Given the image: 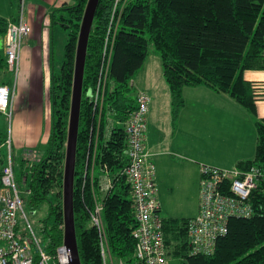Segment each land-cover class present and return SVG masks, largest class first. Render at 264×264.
I'll return each mask as SVG.
<instances>
[{"label": "trees", "instance_id": "trees-1", "mask_svg": "<svg viewBox=\"0 0 264 264\" xmlns=\"http://www.w3.org/2000/svg\"><path fill=\"white\" fill-rule=\"evenodd\" d=\"M14 1L21 9L23 1ZM87 2L67 0L48 16L52 29L58 25L68 30L61 70L57 73L53 67L51 72V134L45 155L33 163L24 155L18 162L20 182L25 177L28 182L31 177L32 208L49 203L43 230L48 235L46 248L50 252L64 242V164L76 49ZM114 2L99 3L85 65L74 185L75 225L82 264H103L99 234L90 225L94 194L89 181L84 185L87 156H92L96 140V164L99 168L107 165L114 184L108 192L97 191L104 205L110 247L115 256L134 264L133 231L137 221L130 185L121 174L127 163L124 123L136 107L130 81H135L145 65L150 45L160 56L175 116L185 104L183 89L198 86L228 94L253 115L256 153L253 159L241 161L237 167L244 172L256 167L264 174V118L257 115L253 84L244 78L246 70H264V0H127L125 7L117 10ZM8 24L0 16V47ZM0 69H8L6 56L1 52ZM107 71L103 105H95L89 94L100 79L105 81ZM15 163L17 167L16 160ZM227 191L225 188L224 193ZM248 202L253 208L252 215L230 218L228 231L218 239L212 255H192L186 228L188 219H164L168 258H177L182 264H264L261 185Z\"/></svg>", "mask_w": 264, "mask_h": 264}, {"label": "crops", "instance_id": "crops-1", "mask_svg": "<svg viewBox=\"0 0 264 264\" xmlns=\"http://www.w3.org/2000/svg\"><path fill=\"white\" fill-rule=\"evenodd\" d=\"M22 1L18 9L14 0H0L1 17L17 23L22 15L32 29L22 43L18 74L0 69L14 76L12 85L6 75L0 74V84L12 87L9 133L17 164L28 150L41 157L47 149L52 129L49 88L55 62L52 33H57L50 27L48 16L67 2ZM0 52L5 56L2 45ZM160 64L153 73L149 55L135 78L136 87L151 96L145 146L156 166L159 214L163 219H190L199 213L201 166L230 170L241 161L253 159L257 130L246 108L228 94L206 86L185 87V104L175 116L172 94L161 61ZM244 78L264 85V70H246ZM256 106L258 117L264 118V97L256 101Z\"/></svg>", "mask_w": 264, "mask_h": 264}, {"label": "built area", "instance_id": "built-area-1", "mask_svg": "<svg viewBox=\"0 0 264 264\" xmlns=\"http://www.w3.org/2000/svg\"><path fill=\"white\" fill-rule=\"evenodd\" d=\"M126 4L127 0H115V10ZM31 32L30 25L21 15L17 23L9 21L1 40L8 70L15 75L19 72L23 40ZM108 74L107 71L105 81L100 79L96 89L89 94L95 105H103ZM130 86L134 90L136 107L124 123L127 163L121 174L130 185L137 221L133 231L135 249L132 258L134 264H169L164 219L159 214L161 203L157 197L156 166L145 146L151 96L137 88L134 80L130 81ZM253 89L256 101L264 97L263 84L254 83ZM12 94L8 85L0 84V112L8 117H11ZM97 144L98 140L92 156H87L84 174V185L90 182L95 201L90 211V225L98 231L103 264H127L124 258L113 254L107 236L104 205L97 191L108 192L114 184L107 165L99 168L96 164ZM27 152L25 157L33 163L37 159L35 153L31 150ZM15 164L12 140L7 137L0 143V264H69V253L64 242L50 252L39 241L25 211L23 199V195H30L31 191L20 189ZM22 183L27 184L26 177ZM260 185L264 191V174L256 167L244 172L238 167L229 170L201 166L199 213L188 219L186 224L192 255H212L218 239L228 231L229 219L252 215L253 208L248 200ZM225 188L228 194L224 193Z\"/></svg>", "mask_w": 264, "mask_h": 264}, {"label": "water", "instance_id": "water-1", "mask_svg": "<svg viewBox=\"0 0 264 264\" xmlns=\"http://www.w3.org/2000/svg\"><path fill=\"white\" fill-rule=\"evenodd\" d=\"M101 0H88L82 18L76 49L74 79L66 146V158L63 175V214L64 244L69 253V264H82L75 225L74 185L76 176V156L83 99L85 65L90 35L94 19Z\"/></svg>", "mask_w": 264, "mask_h": 264}, {"label": "rangeland", "instance_id": "rangeland-1", "mask_svg": "<svg viewBox=\"0 0 264 264\" xmlns=\"http://www.w3.org/2000/svg\"><path fill=\"white\" fill-rule=\"evenodd\" d=\"M55 30L57 31V33L53 34V39L55 38V58H54V68L56 70L57 73L60 72L61 70V66H62V61L64 58V45L66 43L67 37H68V30H65L64 28L56 25L54 26ZM149 55L151 57V68L153 69V73H157V68L161 67L160 64V56L158 54V52L156 51L155 47L153 45L149 46ZM1 75H6L7 81L9 80V82L12 83V80L14 79V76L10 73V71L7 72H1ZM12 88V87H11ZM9 117L4 116V114L0 113V140L4 141L8 135V137H10V133H9V127H10V123H9ZM5 151V149H4ZM47 151L43 150L41 152L42 155H45ZM13 154H14V150H13ZM15 156V154H14ZM16 172L18 173V177H21V170L19 167V163L18 166L16 167ZM99 173V170H98ZM30 181H31V177H29L27 184H24L22 182H20V189L22 191H26L27 189L30 188ZM30 195H23V199H24V205H25V211L29 217V220L38 236L39 241L41 242L42 246L46 248L47 244H48V235L45 234L44 230H43V224L45 219L48 218L49 216V203L45 202L44 204L40 205L39 207H35L32 208V206L30 205ZM21 218V217H20ZM50 226V225H49ZM169 259V264H182L181 260H178L177 258H173L170 257Z\"/></svg>", "mask_w": 264, "mask_h": 264}]
</instances>
